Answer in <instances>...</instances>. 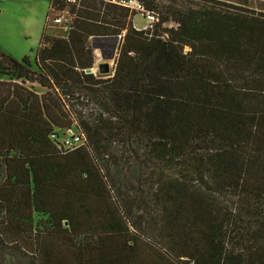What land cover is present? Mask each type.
<instances>
[{
  "label": "trees",
  "instance_id": "16d2710c",
  "mask_svg": "<svg viewBox=\"0 0 264 264\" xmlns=\"http://www.w3.org/2000/svg\"><path fill=\"white\" fill-rule=\"evenodd\" d=\"M140 1L153 27L102 0H50L48 15L71 16L64 34L44 27L32 60L0 49V260L18 248L27 264H264V11ZM113 36V74L86 72L91 39ZM69 129L83 139L70 151ZM134 137L160 168L148 213L113 174Z\"/></svg>",
  "mask_w": 264,
  "mask_h": 264
},
{
  "label": "rangeland",
  "instance_id": "374dc122",
  "mask_svg": "<svg viewBox=\"0 0 264 264\" xmlns=\"http://www.w3.org/2000/svg\"><path fill=\"white\" fill-rule=\"evenodd\" d=\"M15 1L16 0H14V2ZM195 1L197 0H156L159 7L160 5H195ZM10 4L11 5H9L4 12H0V44L7 48L12 46V50L16 52L22 51L20 46L22 43L31 45L35 42L36 44H39L44 30L43 15L45 14V9H42V14L39 18L38 13L35 12L36 9H32V6H30V8L26 5L16 6L12 1ZM245 4L252 8V6L248 3ZM70 20L71 16L66 10L60 11L51 8L44 27L48 34L60 36L64 34V27ZM133 24L136 28H144L146 21L143 16L138 13L133 17ZM170 24H172V21L167 23V25ZM90 44L96 55L95 63L93 65L94 74L104 78L108 77L100 75L98 72V64L107 60L110 63V75H112L114 72V62L117 56L119 38H92ZM35 51L36 49H34L29 55L31 60L35 55ZM105 57L108 59H104ZM16 59L20 60L22 57H18ZM0 77L1 79H9V76L7 75H0ZM25 86L29 89H34L35 91L37 90L42 93L46 91L37 86V84L26 83ZM83 109L87 115L95 110L94 105L92 104L84 106ZM142 145L143 144L138 142L135 137L132 138V141L128 146V152L123 153L121 155L122 160L117 163V166L113 167V174L123 177L136 189L135 192L132 193L136 196V206H134L133 211L148 213L149 209L152 210L153 208H156L150 199L151 192L154 191L153 189L159 180L160 168L159 166L153 165L152 162L142 159ZM113 151L115 155L120 154V150H118V148L114 147ZM226 198L227 202L225 204L229 207V210H232L233 212L237 211L238 204H236V198L232 196H228ZM241 215L247 216L248 214L241 213ZM260 216V218L264 220V205ZM40 217L42 216L37 214L34 218L35 220H39ZM0 264H27V258L21 250H18V248L7 249L6 252L1 254Z\"/></svg>",
  "mask_w": 264,
  "mask_h": 264
},
{
  "label": "crops",
  "instance_id": "0c3cea01",
  "mask_svg": "<svg viewBox=\"0 0 264 264\" xmlns=\"http://www.w3.org/2000/svg\"><path fill=\"white\" fill-rule=\"evenodd\" d=\"M11 1L16 6L26 5V6H28V8H30V6H32V9H36L35 12L38 13L39 18L42 14L41 13L42 9L43 10L45 9V12H44L45 16L43 15V29H44V24L46 25V21H47V17H48L50 0H16L15 2H14V0H0V7H1L0 12H4L7 9V7L9 5H11L10 4ZM242 1H246L245 3H248L254 9L264 11V0H233L234 3H241ZM38 45L39 44H36L35 42H34V44H31V45H27L25 43H22L20 45L22 48L21 52H19V51L16 52V51L12 50V46L7 48L2 44H0V48L2 49V51H4L5 53H8L9 55H11L12 57H14L16 59L18 57H23L24 55H30V53H32V51L34 49H37ZM16 53H18V54H16Z\"/></svg>",
  "mask_w": 264,
  "mask_h": 264
},
{
  "label": "built area",
  "instance_id": "2783aa9c",
  "mask_svg": "<svg viewBox=\"0 0 264 264\" xmlns=\"http://www.w3.org/2000/svg\"><path fill=\"white\" fill-rule=\"evenodd\" d=\"M118 6L129 9L131 12L135 11L143 16L146 21L145 27L150 28L158 22L159 17L154 12L147 10L140 0H102ZM173 25V24H171ZM58 142L64 150H73L83 144L82 136L73 129L66 131V134L58 137Z\"/></svg>",
  "mask_w": 264,
  "mask_h": 264
},
{
  "label": "water",
  "instance_id": "95a60500",
  "mask_svg": "<svg viewBox=\"0 0 264 264\" xmlns=\"http://www.w3.org/2000/svg\"><path fill=\"white\" fill-rule=\"evenodd\" d=\"M114 37L119 38V40H120V36H113L112 38H114ZM103 38H109V37H103ZM104 59H108V58L105 57ZM86 72H88V73L93 72V68L87 69ZM98 72L100 75L109 76L110 72H111V67H110L109 61L104 60L103 62L99 63L98 64Z\"/></svg>",
  "mask_w": 264,
  "mask_h": 264
}]
</instances>
